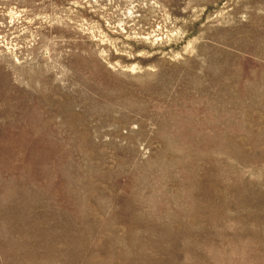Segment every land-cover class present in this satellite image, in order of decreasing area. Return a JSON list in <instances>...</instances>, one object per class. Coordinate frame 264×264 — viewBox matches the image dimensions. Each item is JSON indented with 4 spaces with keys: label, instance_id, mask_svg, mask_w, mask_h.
<instances>
[{
    "label": "rangeland",
    "instance_id": "rangeland-1",
    "mask_svg": "<svg viewBox=\"0 0 264 264\" xmlns=\"http://www.w3.org/2000/svg\"><path fill=\"white\" fill-rule=\"evenodd\" d=\"M0 264H264V0H0Z\"/></svg>",
    "mask_w": 264,
    "mask_h": 264
}]
</instances>
